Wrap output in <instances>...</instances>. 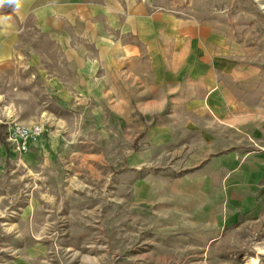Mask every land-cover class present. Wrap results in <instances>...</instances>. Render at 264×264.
Instances as JSON below:
<instances>
[{"label": "rangeland", "instance_id": "1", "mask_svg": "<svg viewBox=\"0 0 264 264\" xmlns=\"http://www.w3.org/2000/svg\"><path fill=\"white\" fill-rule=\"evenodd\" d=\"M17 1L0 0V15ZM154 1L251 67L235 98L216 112L205 93L156 81L186 42L113 57L83 22L62 35L26 18L0 59V264H264V189L223 183L264 149V0ZM9 122L44 131L19 155Z\"/></svg>", "mask_w": 264, "mask_h": 264}, {"label": "crops", "instance_id": "2", "mask_svg": "<svg viewBox=\"0 0 264 264\" xmlns=\"http://www.w3.org/2000/svg\"><path fill=\"white\" fill-rule=\"evenodd\" d=\"M157 5L154 0H18L10 21L0 15L2 22L10 23L11 29L8 30L12 34L6 37L8 41H0V59L8 58L14 50L16 43L13 36L18 35L21 24L29 16L38 20L43 30L53 28L62 35L66 33L65 26L83 22L84 33L99 46V51L113 57L121 51L134 52L138 48L137 43H159L161 46L163 39L169 38L176 48L186 42L187 55L173 58L169 64L172 69L165 74H157L156 81L174 82L178 84L176 90L205 93L204 101H208L216 112L230 106L240 79L239 70L249 73L251 67L237 65L230 60L225 55L227 50L222 37L214 34L205 24L191 17H180ZM119 42H125L121 50L117 47ZM160 65L157 64L158 67ZM185 71L187 74H182ZM192 100L197 101L195 97ZM245 158L249 163L248 170L244 164L237 166L223 179L224 186L246 187L254 184L257 189H264V149L247 152ZM221 159L227 166L234 158L226 155ZM250 163H254L253 167Z\"/></svg>", "mask_w": 264, "mask_h": 264}, {"label": "built area", "instance_id": "3", "mask_svg": "<svg viewBox=\"0 0 264 264\" xmlns=\"http://www.w3.org/2000/svg\"><path fill=\"white\" fill-rule=\"evenodd\" d=\"M43 131V126L40 123L9 122L6 126V139L15 153L21 155L28 152L33 142L41 136Z\"/></svg>", "mask_w": 264, "mask_h": 264}, {"label": "bare ground", "instance_id": "4", "mask_svg": "<svg viewBox=\"0 0 264 264\" xmlns=\"http://www.w3.org/2000/svg\"><path fill=\"white\" fill-rule=\"evenodd\" d=\"M250 264H254V261L252 260V261L250 262Z\"/></svg>", "mask_w": 264, "mask_h": 264}]
</instances>
